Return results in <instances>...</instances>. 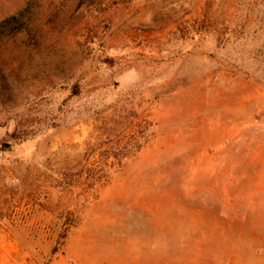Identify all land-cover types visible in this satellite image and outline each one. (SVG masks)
Listing matches in <instances>:
<instances>
[{
	"label": "rangeland",
	"instance_id": "374dc122",
	"mask_svg": "<svg viewBox=\"0 0 264 264\" xmlns=\"http://www.w3.org/2000/svg\"><path fill=\"white\" fill-rule=\"evenodd\" d=\"M0 150V264H264V0H0Z\"/></svg>",
	"mask_w": 264,
	"mask_h": 264
},
{
	"label": "trees",
	"instance_id": "16d2710c",
	"mask_svg": "<svg viewBox=\"0 0 264 264\" xmlns=\"http://www.w3.org/2000/svg\"><path fill=\"white\" fill-rule=\"evenodd\" d=\"M142 135V134H141ZM141 139H138L134 142H126L124 146H122L121 148H116V146L114 147V149H116L114 152H112L111 154L114 155L117 159L120 158H124L127 157L129 149L135 148V147H140L141 143H140ZM118 149V150H117ZM118 151V152H117ZM95 172L91 177L92 181L96 182L98 180V177L96 176Z\"/></svg>",
	"mask_w": 264,
	"mask_h": 264
},
{
	"label": "built area",
	"instance_id": "2783aa9c",
	"mask_svg": "<svg viewBox=\"0 0 264 264\" xmlns=\"http://www.w3.org/2000/svg\"><path fill=\"white\" fill-rule=\"evenodd\" d=\"M3 151L0 150V157H2Z\"/></svg>",
	"mask_w": 264,
	"mask_h": 264
}]
</instances>
